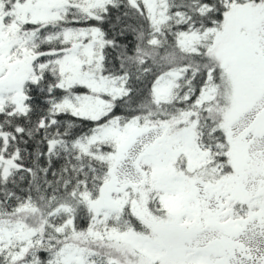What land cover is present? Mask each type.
I'll return each mask as SVG.
<instances>
[{
  "label": "snow or ice",
  "instance_id": "snow-or-ice-1",
  "mask_svg": "<svg viewBox=\"0 0 264 264\" xmlns=\"http://www.w3.org/2000/svg\"><path fill=\"white\" fill-rule=\"evenodd\" d=\"M0 264H264V0H0Z\"/></svg>",
  "mask_w": 264,
  "mask_h": 264
}]
</instances>
